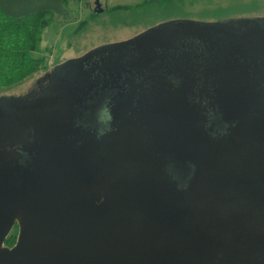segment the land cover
<instances>
[{"label":"water","instance_id":"obj_1","mask_svg":"<svg viewBox=\"0 0 264 264\" xmlns=\"http://www.w3.org/2000/svg\"><path fill=\"white\" fill-rule=\"evenodd\" d=\"M94 2L96 6L93 10L101 11L98 1ZM161 26L163 27L140 33L144 35L139 38L136 36L137 39H132L128 45L135 48L145 47L137 50L144 53L155 45L169 46L168 56L164 57L167 60L162 61V66L166 75L170 76L162 83L165 87L163 92L170 94L161 93L162 96L152 109L150 107L149 110L137 114L126 105L128 114L123 116V121L119 115L116 116V120L120 118V123H128L130 126L105 131L103 135L117 142L113 146L115 149L119 140L127 138L126 134L130 135L134 131L133 128L140 129L143 133V143L138 145L141 157L151 159L152 162L158 160L159 155L156 153L150 155L147 151L160 149L163 142L174 157L172 166L168 163L170 174L160 179L151 175L146 180L138 179V183L131 184V181L125 178L126 172H120L121 175L115 177L121 184L119 188L114 185L99 186L95 182L101 179V175L104 176L105 161L111 155L104 153L98 157L93 152L97 141L95 138H92L91 142L88 141L91 144L83 145L84 142L76 141L74 136L66 139L65 129L58 138V132L62 128L55 126L54 118L61 115L58 111L62 107L51 111L50 115L45 117L46 114L40 110L44 104L38 102L35 104L36 113L31 116H34L35 123L43 122L47 127L36 130L35 139L23 148L31 156L22 155L19 159L13 157L0 161V264H164L165 259L168 262L170 257H180L177 253L180 249L187 250L192 255V241L204 242L206 247L201 243L200 248L203 251H198L199 257L192 255L188 262L182 260L180 264H239L244 256L247 257V264H264V162L260 166V179L253 178L252 181L249 179L244 182L246 197H249L254 185L261 187L260 196L251 200L260 203V207L253 211L255 220H250L254 219L250 215V209L241 208L238 211L245 215L242 219H248L252 223L254 229L252 237L248 233L246 238L243 234L229 238V228H225L226 225L222 221L232 219L233 211L221 206L212 207L209 211L202 205L203 201L192 200V196L197 197L198 192L209 193V184L205 186L204 179H210L217 174L223 175L219 171L225 168L221 155L216 152L210 151L207 159L204 158L205 152L199 154L197 146L200 139H210L213 142L214 139L221 138L224 131L216 130L228 124L236 127L235 123L246 118L244 113L248 104H257L260 107L252 113L256 114V118L259 117L254 120V130L259 138L264 137V129H259L264 125V97H261L260 102L258 96L260 87L257 89L258 92L254 93L255 88L248 92L245 90L251 80L248 72L246 74L249 69L246 58L257 52L264 56V34L261 30L239 29L236 25L223 21L175 19ZM158 29L166 30V33L162 32L158 34L159 36L155 33L150 34L152 37L146 34L156 32ZM178 31L183 35L195 36L202 47L194 50L191 55L184 51L173 56V53H176L171 44L174 39L172 34ZM123 41L125 40L119 43ZM151 41L153 44L149 45ZM156 56L158 57L159 53ZM191 58L195 61H190ZM119 59L121 58H118V62L122 65V59L121 61ZM197 61L202 62V72L206 75L209 72L224 75L227 71L229 75L230 73L234 75L232 78L228 77L225 87L216 83L211 98H192L191 79ZM245 74L247 78L239 82ZM173 77L182 79L178 89L183 92L177 91L176 83L172 85L170 78ZM1 97L5 102L17 99L16 96ZM81 100L78 99L73 104L79 106L77 102ZM3 101L0 98V107H5ZM9 106L15 107L16 104ZM27 109L26 106L20 107L23 111ZM22 124L23 121L18 120L9 121L5 125L9 128ZM49 124L53 129H57H49L48 127H51ZM204 125L209 128L206 129ZM97 132L87 130L86 134L88 137L92 134L98 136ZM4 134L0 133V138L6 141ZM129 141L133 142V136L130 135ZM75 143H78V146H75ZM262 145L260 142V147ZM260 153L264 156V150ZM7 154L13 156L14 152L7 150ZM189 159H192V162L188 161ZM123 160L124 158L120 161L124 166ZM207 162L211 163V168L207 169ZM129 164L131 168L135 165L132 159L129 160ZM202 167L208 177L202 174ZM137 170L136 167L132 169L133 172ZM177 170L180 171V176L175 174ZM40 178L45 186L39 184ZM87 183V189L88 187L95 189L97 198L102 196V200L99 198L98 202L91 201L85 197L84 185ZM175 186L181 194L186 192L190 197V202L186 203L188 209L184 205L183 212L181 202L177 200L173 190ZM131 200L133 201L131 214L132 210L145 213L144 210L152 208L155 218L166 220L175 228L179 225L183 231L186 229L192 231L188 234L184 232L182 239L175 237L171 241L181 244L180 247L172 248L171 245H165V249L162 250L153 249L154 245L140 236L138 242H135L136 251L133 258H120L118 251L121 234L114 229L120 223L116 215L119 210L117 207L118 205L123 207ZM189 209L192 215L201 217L203 225L201 232L183 224L181 219L192 218V215L187 214ZM15 218L19 223L17 240L11 247L4 246L3 239ZM141 218L144 219V216ZM231 225H234L233 220ZM203 235L210 236L211 239L203 238ZM258 237L260 242L257 240Z\"/></svg>","mask_w":264,"mask_h":264},{"label":"flooded vegetation","instance_id":"obj_2","mask_svg":"<svg viewBox=\"0 0 264 264\" xmlns=\"http://www.w3.org/2000/svg\"><path fill=\"white\" fill-rule=\"evenodd\" d=\"M143 35L137 36V38ZM172 35H174V39L171 44L176 53H173V56L184 53V51L191 55L194 50L202 47V44L197 41L195 36L183 35L180 31L173 32ZM130 42L131 40L128 39L118 44V46H120L119 48L117 47L118 51H114V53L118 52L116 54L118 57H113L114 61L112 59V62L108 61L106 64L101 65L103 58L100 55L90 58L84 57L80 62L81 65H78L80 70L78 75L69 74L68 71H61V74H55V78L51 79V81L45 85V88L49 90H41V88L35 87V89L30 90L34 91V95L28 98L20 96L15 100L8 99L9 101L6 102L0 97L1 100L5 102V107H0V133L3 135L5 132H18L16 134L18 138L14 137L10 139L14 133H5L4 136L7 138L6 141L0 138V161L9 160L13 157L14 159H19L22 155L31 156L27 151H24L23 148L27 143L35 139L36 130L47 127L46 123H35L33 121L34 116H31L35 115V104L38 102H43L44 104L40 110L42 113L46 114L45 117L50 115L51 111L59 110L62 107V109L58 111L61 115L54 118L55 126L57 125L59 129L62 128L58 132V138L63 134L61 131H64V129L67 131V136L64 135L66 139H70L74 136L76 141L84 142L83 145L91 144L92 138H95L97 141L93 152L98 157L103 153V145L109 144L114 146V144H117L115 140L104 135L97 136L92 134L88 137L86 131L94 130L97 132V128L100 129L105 127L107 129L112 127L114 131L120 129L121 126H130L128 123H120L124 120L123 116L128 114L126 105L137 114L141 111L149 110L150 107L152 109L156 101L158 103V99L162 96L161 93H165L166 95L170 94V92H163L164 85L162 83L170 76L166 75L165 69L162 66V61L167 60L164 57L168 56V49L165 48L166 46L155 45V47H150L145 53L146 59L148 60L136 62L131 58H125L121 65L118 62V58H121V55H129L131 57L133 52L132 49L137 51L138 49L145 48L142 46L141 48H135L134 46L128 45ZM196 43H198V45ZM151 44H153L152 41L149 45ZM158 53L159 56L157 57L156 55H158ZM246 59L249 68L246 74L248 72V77L251 80H249L250 83L246 86L245 90L248 92L255 88V90L253 89V93L259 90L258 96L260 97V102H262L261 97H264V56L259 55L257 52L250 54L249 58ZM190 61L194 62L195 60L191 58ZM201 65L202 62L197 61L192 72L191 94L192 98L195 99L211 98L214 85L218 83L225 87L228 82V77L232 78L234 75L231 73L229 75V71L224 75L216 71V74L209 72V74L206 75L202 72L203 67ZM246 74L239 82L247 78ZM181 81V78H170L172 85L176 83L175 88H177V91H180L178 88ZM258 87L260 88L258 89ZM78 99H82L77 102L79 106L74 105L73 103ZM14 103L16 104L15 107L9 106ZM21 106H26L28 109L25 111L20 110ZM259 108L257 104H248L244 113L246 118H242L239 122L237 121L238 123H235L236 127H233L234 125L232 124L228 126V124L220 130H216L219 132L224 131V134L221 138L214 139L213 142L210 141V139H200L198 141L199 144L197 148L199 147V154L205 152V159H207V155H209L210 151H214L221 155L222 165H224L225 168L221 169L219 173L223 174L225 177L217 174L210 179H204L205 186L209 184V193L198 192L197 197L192 196V200L203 201L202 205L208 208L209 211L212 207L217 206L229 208L233 211L234 219L222 221L224 225H226L225 228H229V238L233 235L237 237L242 234L245 235L246 238L248 233H250L252 237L254 231L252 223H250L248 219H242L245 215L240 214L238 211L241 208H245L246 210L250 209V215L254 218L250 220H255L256 217L253 211L260 207L259 201H251L255 197L260 196V185H254L249 197L244 195V182L249 179L252 181L253 178L260 179V166L263 165L264 162V156L260 153L264 150V137L259 138L255 133L254 120L259 117L256 118V114H252ZM105 110H107L106 114ZM117 115L120 116L121 121L120 118L116 120ZM108 117H110V119H108ZM18 120L23 121V124L11 126L6 129L5 124L7 122ZM49 125L51 126L48 127L49 129H57H53L52 125ZM205 128L208 129L209 126H205ZM259 129H264V125ZM133 130L134 131L130 134L133 136V142L129 141V144H125V140H127L126 137L120 139L118 142V147L121 148L119 151L123 153L119 154V159L121 160L124 158L125 170L123 172L127 174L125 178H128V181L130 180L131 184H133L138 183V179L146 180L151 175L156 176L155 178L158 176L159 179L167 177L170 174L168 163L172 166L174 161L173 155L162 142V147L160 149L147 151V154L150 153L151 155L152 153H156L159 155L158 160L152 162L151 159L141 157L138 145H142L143 143V133L137 128H133ZM260 130L258 132L259 135ZM219 139L221 140L218 141ZM7 142L10 143L9 146ZM260 142L263 143L262 147H260ZM75 146H78V143H75ZM7 150H12L14 155H6ZM136 154L139 158H136ZM133 158H136L133 160L135 164L134 167L138 168L135 172L132 171L134 167L131 168L129 164V160ZM188 161L192 162V159ZM207 164V169L212 167L210 162H207ZM159 167H161L160 170H158ZM213 167H216V163H214ZM108 169L104 166V176L101 175L103 184H106L110 178L115 179L116 176L119 177L121 175L120 171L111 170L109 167ZM177 171L180 172L179 170ZM202 174L204 176L207 174L204 167H202ZM105 175H107V177H105ZM206 177L208 176L206 175ZM88 181H90V178ZM38 182L40 185L45 186L41 178ZM123 183H125V179H123ZM204 183H202L201 186H203ZM87 185L88 183L84 185L86 187L84 192L85 197L91 201H100L103 197H99L100 199L97 198L96 190L89 187L88 190ZM173 190L176 193L177 200L181 202L180 206L183 212L184 205L190 202V197L187 196L186 192L181 194L176 186ZM223 194L225 197H223ZM255 200H257V198ZM132 202L131 200L123 207L121 205L117 207L119 210L116 215L119 217L120 223L114 229L115 232L121 234V244L118 251V256L120 258H133L136 251L135 242H138L140 236L144 237L146 242L154 245L155 248L153 249L162 250L165 249V245H171V241L175 237L182 239L184 232L188 234L192 231V229L183 231V228L179 225L175 228L172 224H169L168 221L155 218V212L152 208L144 210L145 213L132 210L133 213L131 214L130 209ZM187 214L192 215L190 209L189 212L187 210ZM142 215L144 219L141 218ZM132 217L135 219H132ZM181 220L184 225H189L190 228L198 230L199 232L202 231V219L198 215L193 214L192 218ZM231 220L234 221V225H231ZM256 222L259 223L260 220H256ZM133 225L135 226L134 229L132 228ZM18 232L19 223L18 219L15 218L2 244L11 247L17 240ZM203 238L211 239V237L207 235H203ZM257 240L260 242V237H258ZM201 243L206 247L204 242L192 241L191 249L194 257H198V249ZM230 247L231 245H229V248Z\"/></svg>","mask_w":264,"mask_h":264},{"label":"rangeland","instance_id":"obj_3","mask_svg":"<svg viewBox=\"0 0 264 264\" xmlns=\"http://www.w3.org/2000/svg\"><path fill=\"white\" fill-rule=\"evenodd\" d=\"M40 1L41 0H39V2ZM97 1L98 6H100L102 10L99 12L93 11L94 13L91 12L92 8L96 6L94 0H65V3L60 2L59 5L50 7L51 11L46 15L49 18V22L41 27L37 41L38 50L37 52H33V54H46L44 52L45 48L49 49L47 51L46 66L48 68L45 69L43 73L38 72L39 75L35 76V74L30 77L22 88L16 92L14 91V93H20L19 95H15L16 98H19L20 96L28 98L34 95V91L30 90L35 89V87L41 88V90H49L48 88H45V85L49 83L51 79L55 78V74H61V71H68L69 74L78 75L80 73L78 65H81L80 62L84 57L90 58L92 56L100 55L103 58L101 65L106 64L108 61L112 62V59L114 61L113 57L116 55L113 51L117 47H120L118 46L120 41L135 39L136 36L143 35L140 34L142 32L147 30L153 31L159 26L163 27L161 26L163 23L178 19L159 20V17L156 14H159L160 12L154 10L155 6H157L156 4L152 5V9L155 13L151 11L142 12L140 10L142 7L139 6L141 0ZM189 2H193V4L191 5ZM189 2L185 3L184 8L186 7V11L192 10L190 12L194 16L205 15L207 13L212 14L213 12L221 11L223 9L224 12L236 11L234 15L238 16V18L225 21L224 23H231L236 25L239 29L254 28L255 30H261V33L264 34V0H190ZM177 3L181 5L179 2ZM114 5L126 7H117L112 13L103 10L104 8ZM57 8L62 9L55 11L54 9ZM219 8H221V10H218ZM194 16L192 17L198 19ZM80 19H86V21L83 23L82 27H79L78 30H76L77 23ZM19 22L20 21H18V23ZM4 23L5 20L1 21V24ZM162 32L166 33V30L158 29L156 32H148L146 34H149L148 36H150V34L155 33L158 35ZM4 33L7 38L13 40L15 37H19L20 31L12 28ZM150 37H152V35ZM165 48L168 49L169 46L166 45ZM132 51L133 55L131 54V57L129 55H121L122 61L125 58H131L136 62L148 60L146 59L144 51H134V49H132ZM121 59H119V61H121ZM110 130H113V128H108L107 131ZM17 133L18 132L14 133L10 139L14 137L18 138L16 136ZM126 136L127 140H125V144H129V133H127ZM120 149L121 148L116 146L114 149V147L109 144L103 145L102 154L108 153L111 155L105 161L104 166L107 169L109 167L110 169L120 172L124 171L125 167L119 159V154H123L119 151ZM136 158H139L138 155ZM135 159L133 158L132 162H134L133 160ZM175 174L177 176L181 175L179 172H175ZM105 177H107V175H105ZM95 183L99 186L105 185L107 187L114 185L119 188L121 186L119 180L112 178H110L106 184H103L101 179ZM180 246L181 244L177 243L171 244L172 248ZM198 251L202 252L203 250L200 248ZM177 253L180 254V257H170L168 262L166 261L167 259H165L164 264H180V261L184 260L188 262L192 257L187 250L180 249ZM239 264H247V257H242Z\"/></svg>","mask_w":264,"mask_h":264},{"label":"trees","instance_id":"obj_4","mask_svg":"<svg viewBox=\"0 0 264 264\" xmlns=\"http://www.w3.org/2000/svg\"><path fill=\"white\" fill-rule=\"evenodd\" d=\"M190 0H141L139 6L142 12L158 10L156 14L159 20L169 19H194L202 22L210 21H229L238 18L234 15L236 12H224L219 8L212 14L194 16L190 11H186L185 3ZM65 0H0V20H5L4 24L0 21V97L15 96L20 93H14L26 84L25 82L33 75L37 76L47 69V51L46 54L37 52L38 34L44 24H48L49 18L46 16L51 11V6L59 5ZM177 2L181 3L178 4ZM191 3V2H189ZM156 4L154 10L152 5ZM193 2L191 3V5ZM117 7H126L120 5L109 6L103 10L112 13ZM151 7V8H150ZM62 9V8H61ZM61 9H54L59 11ZM92 10L91 12H93ZM202 11V10H199ZM187 12V13H186ZM190 14H189V13ZM241 12V11H239ZM197 17L196 18H193ZM241 16V15H240ZM18 21H20L18 23ZM86 19H80L77 23L78 30L82 27ZM14 28L19 30V37L13 40L7 38L4 32ZM39 72V73H38Z\"/></svg>","mask_w":264,"mask_h":264},{"label":"clouds","instance_id":"obj_5","mask_svg":"<svg viewBox=\"0 0 264 264\" xmlns=\"http://www.w3.org/2000/svg\"><path fill=\"white\" fill-rule=\"evenodd\" d=\"M106 111L107 110H105V114H106ZM108 119H110V117H108ZM107 130L108 129L106 127L98 129V136H102L105 133V131H107Z\"/></svg>","mask_w":264,"mask_h":264},{"label":"bare ground","instance_id":"obj_6","mask_svg":"<svg viewBox=\"0 0 264 264\" xmlns=\"http://www.w3.org/2000/svg\"><path fill=\"white\" fill-rule=\"evenodd\" d=\"M150 49V48H149ZM152 49V48H151ZM154 49V48H153ZM141 59V58H140ZM143 59V58H142ZM131 76V75H130ZM127 77H129V76H127ZM229 223V222H228Z\"/></svg>","mask_w":264,"mask_h":264}]
</instances>
